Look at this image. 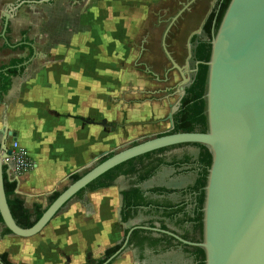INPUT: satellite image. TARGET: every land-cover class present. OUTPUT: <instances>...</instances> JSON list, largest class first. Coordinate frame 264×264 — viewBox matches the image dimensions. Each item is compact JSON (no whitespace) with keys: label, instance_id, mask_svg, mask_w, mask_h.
Instances as JSON below:
<instances>
[{"label":"crops","instance_id":"0c3cea01","mask_svg":"<svg viewBox=\"0 0 264 264\" xmlns=\"http://www.w3.org/2000/svg\"><path fill=\"white\" fill-rule=\"evenodd\" d=\"M156 1L0 0V67L29 54L28 48L13 51L21 45L45 55L12 77L0 96L1 150L17 141L36 163L16 190L31 213L35 206L45 211L72 175L122 145L123 129L134 130L153 114L160 122L171 112L170 98L151 96L168 92L173 63L181 74V53L172 47L183 44L166 37L172 24L163 28V39L156 38L166 26L148 22L159 13ZM164 1L165 17L194 14L197 7L196 0ZM11 12L6 42L4 15ZM178 29L183 33L184 24ZM193 151L158 154L141 184L128 186L130 177L120 175L110 188L85 191L32 238L13 235L0 221V255L12 264L94 263L128 231L144 228L112 264H199L201 248L187 244L201 243L193 232L199 174L187 161L198 159ZM175 154L183 157L173 159ZM131 190L143 193L145 202L124 221L123 193Z\"/></svg>","mask_w":264,"mask_h":264},{"label":"water","instance_id":"95a60500","mask_svg":"<svg viewBox=\"0 0 264 264\" xmlns=\"http://www.w3.org/2000/svg\"><path fill=\"white\" fill-rule=\"evenodd\" d=\"M51 1L43 0L45 3ZM11 15L12 12L4 15L1 37L6 42ZM202 27L190 37L189 49L191 39L202 32ZM211 45V58L206 63L209 67L205 94L208 131L169 133L174 128L173 117L190 82L181 71V98L169 115L171 130L95 158L82 170L97 164L78 181H71L31 228L19 226L9 207L3 159L10 152H7V144H2L0 217L5 227L19 238L37 236L81 191H86L90 184L111 170L163 149L198 144L210 150L213 161L205 188L203 241L187 244L204 250L205 264H264V0H232ZM30 46L33 55L19 69L27 67L35 58L45 57L34 45ZM191 56L190 51L188 59ZM185 69L187 72L188 62ZM105 157L107 159L102 161ZM133 231L129 232L121 250L105 264L120 256Z\"/></svg>","mask_w":264,"mask_h":264},{"label":"trees","instance_id":"16d2710c","mask_svg":"<svg viewBox=\"0 0 264 264\" xmlns=\"http://www.w3.org/2000/svg\"><path fill=\"white\" fill-rule=\"evenodd\" d=\"M231 1L232 0H220L216 11L212 13L211 16L209 17L203 31L210 38V40H212L215 34L217 33L220 24L222 22V19ZM27 48L29 49V54L27 57L12 60L9 65L0 67V96L8 92L11 86L12 77L19 76L26 69V67H22L21 69H19L18 66L22 65L33 55V49L25 45H21L13 50V51L16 50L23 51ZM211 52H212L211 43L210 44L202 43L195 51L196 59L198 61H202L203 64L199 66V71L195 80L193 81L192 85L186 90V94L181 100V107L173 117L174 128L169 133L171 134L193 133V132L206 133L208 131V116L206 113L207 101L205 98V94L207 91L209 67L206 65V63L210 61ZM188 145H195L201 151L198 160V165H199L198 180L194 186V192L197 194V209H196V217L194 222H196V227L199 228L201 234H203V218H204L203 208L205 203V188L207 186L209 170L212 166L213 157L210 150L205 146L198 144H188ZM0 150H1V145H0ZM165 150L166 149H163L157 152H162ZM150 154H147L140 158L147 157ZM110 156H112V154L109 155V157ZM106 159L107 157H105L102 161ZM137 160L138 158L131 160L106 173L98 180L90 184L86 189V191L93 192L101 189L110 188L113 186L115 180L120 175L129 176L134 173L140 175V179L142 181L145 180L146 177L149 178L151 172H146L147 171L146 168H137L134 164V162ZM81 177L82 176L80 174H74L71 176L70 180L72 182H76ZM4 186L8 198L9 207L11 209L15 221L22 228H31L42 217L44 211H42L41 207L35 206L34 214H33L31 213L30 210H28L25 207L24 201L16 197L17 182H12L8 179L5 169H4ZM84 192L85 191H81L77 196L82 195ZM60 193H55L53 195V197L51 198V203H53L59 197ZM123 198H124V206H123L122 216H123V220L127 221L131 216H133L134 212L137 210L139 206H141L145 202V200L143 198V193H141L139 190H131L128 192H124ZM0 221L3 222L1 217H0ZM7 231L10 232L8 229ZM131 240L133 239L131 238ZM120 249L121 246H116L111 249H108L105 252V258L97 260L94 263L89 262L87 264H104ZM198 255H199V260L201 261L199 264H205L204 250L198 249ZM0 261L2 262V264H12L8 261V257L6 254L0 255Z\"/></svg>","mask_w":264,"mask_h":264},{"label":"rangeland","instance_id":"374dc122","mask_svg":"<svg viewBox=\"0 0 264 264\" xmlns=\"http://www.w3.org/2000/svg\"><path fill=\"white\" fill-rule=\"evenodd\" d=\"M164 0H157L156 1V11L159 12L156 15H151L150 17L148 16V22L152 25L153 23H156L157 25H159L160 23H165L166 26H163L162 29H159L156 31V38L161 37V39H163L164 35H165V31H163L164 27H168L170 24H172L171 29L169 30V32L167 33L166 37H168V34L170 33V38L172 39H176L179 40L178 43L183 44L181 46L172 47V50H176L179 53H181L180 56H177V63H181L178 65V67L183 68L180 71L185 72L186 70L184 69L186 67V58L188 57L190 50H189V40L190 37L192 36V34L194 32H196L197 30H199L201 28V26L203 25L205 19L207 18V16L209 15L210 11L212 10V8H214L213 4H215L216 0H197L196 1V9L194 14H187V15H177V14H173V15H167L165 17V15H163L162 11L165 5L168 4V2H166ZM173 7L174 8H178L180 5H178L177 2H172ZM199 8V9H198ZM159 10V11H158ZM201 10V11H200ZM182 24H184L185 29L183 30V33H181L178 29V31L176 30L177 27L181 26ZM180 32V33H179ZM193 48V40L191 41V49ZM24 56H28V52L24 53ZM178 69V68H177ZM171 79H170V85H167L169 88L168 92L165 94H161V95H156V96H151V98H165L168 97L171 100V112L172 109L178 104L179 100H180V92L178 91L180 88V85L183 82V77L181 76L180 72L178 70H176L174 63L172 64L171 67ZM188 74L186 77H189L190 80H192L193 75H194V64L192 62V59L189 63L188 66ZM151 86V85H150ZM191 86V84L188 86V88ZM187 90V88H186ZM142 98L145 97H141L140 100H143ZM141 102V101H140ZM181 107V106H180ZM180 109V108H179ZM179 111V110H178ZM177 111V112H178ZM169 109L166 110V112L161 115L162 117H160V119L162 118V121L154 123V121H156V118H158L155 114H153L151 117L147 118V123H143L140 124L138 128L134 129V130H126L123 129L122 132L124 133V143L122 145H120L118 148H116L114 151L115 152H119L121 150H123L124 148H128L136 143L139 142H143L145 140H148L150 138L159 136V135H163L166 134L167 132H169V130H171V124L169 121V113H171ZM194 146V147H193ZM193 149L197 150L195 153H197L199 151V156H198V160L200 157V149L198 147H196L195 145H182V146H175L172 148H168L165 151L162 152H155L152 153L150 155H148L147 157L144 158H138L137 161L134 162L135 166L137 168H146V172H151L153 173V169L150 171L149 167L151 164H153V161L155 160V157L158 156V154H163L164 152H178L181 153V151H193ZM173 159H175L176 157H183L179 154H175L173 155ZM163 158V157H162ZM159 159V158H157ZM188 163L190 166H194L195 167V162H190L191 160H189L188 158ZM97 164V163H96ZM96 164H94L93 166H90L88 168H86L85 170L80 171V175H83L84 173H86L87 171H89L90 169H92ZM153 166V165H152ZM127 169V167H126ZM128 178L130 177V182L128 183V186L132 185L133 183L136 184H141L143 181H146L148 177L145 178V180H141L140 176H138L137 174H132L127 176ZM127 178V179H128ZM135 178V180H134ZM71 184V181L68 182V186ZM195 224V228H194V234L196 233L197 239L201 238V232L200 229L196 227V222H194Z\"/></svg>","mask_w":264,"mask_h":264},{"label":"built area","instance_id":"2783aa9c","mask_svg":"<svg viewBox=\"0 0 264 264\" xmlns=\"http://www.w3.org/2000/svg\"><path fill=\"white\" fill-rule=\"evenodd\" d=\"M0 152L3 151L0 150ZM7 152L10 153L3 159V164L10 181L17 182L21 176L36 168V163L29 156L26 148L17 141H12L7 146Z\"/></svg>","mask_w":264,"mask_h":264},{"label":"flooded vegetation","instance_id":"af4514ba","mask_svg":"<svg viewBox=\"0 0 264 264\" xmlns=\"http://www.w3.org/2000/svg\"><path fill=\"white\" fill-rule=\"evenodd\" d=\"M197 1V0H196ZM219 1L220 0H216V2H215V4H213L214 6V8H212V10L210 11V13H209V15L207 16V18L205 19V21H204V25H202L201 27H202V32L200 33V34H197V35H194L193 36V38L191 39V41L193 40V48L191 49H189L190 51H191V54H192V56H191V58L190 59H188V57H189V55H188V57H187V60H186V64H187V62H188V66H189V63H190V61H191V59H192V62H193V64H194V75H193V78H192V80H190V82L188 83V85H187V89H188V86L191 84L192 85V83H193V81L195 80V78H196V76H197V74H198V71H199V66L201 65V64H203V62L202 61H198L197 59H196V55H195V51L198 49V47L200 46V44H202V43H208V44H210L211 43V41L212 40H210V38L204 33V27H205V25H206V23H207V21H208V19H209V17L211 16V14L212 13H214L215 11H216V9H217V7H218V4H219ZM188 10V9H187ZM186 10V11H187ZM6 35H7V32H6ZM191 41H190V44H191ZM18 68H19V66H18ZM188 70H187V72L185 71V73H186V76H187V74H188ZM179 91V90H178ZM195 163L194 164H196V168H197V170H198V172H199V165H198V159L196 160V161H194ZM142 229H144V228H142ZM133 230V229H132ZM138 229H136V228H134V231H133V233H132V235H131V237H130V240H129V244H128V246L123 250V252L130 246V244H131V242H132V240H131V238L133 239L134 237V234H135V231H137ZM152 230H154V228H152ZM129 232L130 231H128V233L127 234H125V238H124V240L121 242V244L120 245H118V246H121V248L123 247V244H124V242H125V240H126V238H127V236H128V234H129ZM203 241V234H201V238H199L198 239V242H202ZM116 247V246H115ZM121 250V249H120ZM119 250V251H120ZM122 252V253H123ZM121 253V254H122ZM120 254V255H121ZM114 256V255H113ZM104 258H105V255H104ZM110 259V258H109ZM108 259V260H109ZM107 260V261H108ZM106 261V262H107ZM115 261V260H114ZM113 261V262H114ZM105 262V263H106ZM113 262H111V263H109V264H112ZM201 262V261H200ZM104 263V264H105Z\"/></svg>","mask_w":264,"mask_h":264}]
</instances>
